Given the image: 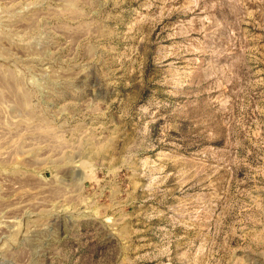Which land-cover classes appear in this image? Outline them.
Wrapping results in <instances>:
<instances>
[{"label": "rangeland", "instance_id": "obj_1", "mask_svg": "<svg viewBox=\"0 0 264 264\" xmlns=\"http://www.w3.org/2000/svg\"><path fill=\"white\" fill-rule=\"evenodd\" d=\"M0 264H264V0H0Z\"/></svg>", "mask_w": 264, "mask_h": 264}]
</instances>
